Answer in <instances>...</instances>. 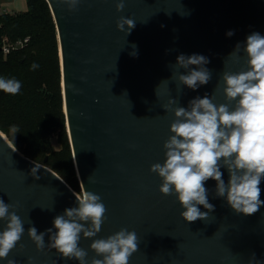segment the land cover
<instances>
[{"label": "water", "instance_id": "water-1", "mask_svg": "<svg viewBox=\"0 0 264 264\" xmlns=\"http://www.w3.org/2000/svg\"><path fill=\"white\" fill-rule=\"evenodd\" d=\"M46 1L57 31L63 111L75 170L81 187L100 195L107 209L101 231L92 239L121 228L135 231L138 250L128 264H249L252 253L264 264V205L253 215L237 214L225 198L215 196L216 181L209 179L205 187L215 211L206 221L188 223L177 197L162 195L161 178L149 171L165 159L163 143L171 135L174 116L163 106L170 97L187 107L197 96L213 95L219 83L214 102H226L221 73L246 67V55L241 51L238 65L229 62L226 68L224 62L248 35H264V0H126L122 12L116 11V0H82L76 11H69L63 0ZM121 16L137 24L127 37L116 28ZM230 30L234 35L228 37ZM133 44L136 57L130 55ZM181 53L206 56L212 79L195 91L170 80L156 96L160 82L172 75L169 65ZM36 165L39 180L30 174ZM221 171L227 183V169ZM260 188L264 200V179ZM74 192L0 131V199L18 204L17 214L25 222L8 259L16 264H79L49 249L48 235L40 251L27 234L30 226L55 231L54 218L78 206ZM5 223L0 221V230ZM92 239L81 234L79 242L89 264L96 255L90 249Z\"/></svg>", "mask_w": 264, "mask_h": 264}, {"label": "clouds", "instance_id": "clouds-1", "mask_svg": "<svg viewBox=\"0 0 264 264\" xmlns=\"http://www.w3.org/2000/svg\"><path fill=\"white\" fill-rule=\"evenodd\" d=\"M81 2L63 0L69 11H76ZM125 3L126 0H116V11L122 12ZM136 25L134 19L125 16L116 21L117 30L126 37ZM226 35L231 37L234 32L230 30ZM131 47L130 55L136 57L137 46ZM241 51L246 55V67L221 73L226 102H214V93L220 87L218 83L213 95L197 96L187 107L180 106L179 100L172 97L163 106L165 112H172L174 116L169 129L171 135L163 143V163L152 164L149 171L161 178L159 191L162 195L177 197L184 209L180 215L188 223L206 221L215 211L205 187L209 179L216 181L215 196L225 198L237 214L250 216L264 205L260 198V184L264 179V35L253 32L243 46L237 43L228 61L224 62L226 68L229 62L240 63ZM209 62L204 55L179 54L175 64L169 65L170 79L160 82L156 96L161 85L170 80L194 91L208 84L212 79V73L206 67ZM36 67L38 65H32L33 69ZM20 88L21 83L15 78H0V91L16 95ZM222 167L229 175L227 183ZM39 168L36 165L30 172L36 180L40 179ZM73 195L78 206L66 208L63 214L54 218L55 231L48 228L38 232L36 227L30 226L27 234L37 250L45 249V236L48 235L49 249H55L63 258L75 259L79 264H89L88 252L79 246L81 234L85 239L97 237L107 209L100 195L85 188ZM199 206L207 211H201ZM18 207V204H6L0 199V221L6 222L0 230V260H7V264H16L8 256L25 232V222L17 214ZM90 249L96 254L90 264H128L129 258L138 250V237L135 231L121 228L106 238L92 239ZM249 264H259L255 253Z\"/></svg>", "mask_w": 264, "mask_h": 264}, {"label": "rangeland", "instance_id": "rangeland-1", "mask_svg": "<svg viewBox=\"0 0 264 264\" xmlns=\"http://www.w3.org/2000/svg\"><path fill=\"white\" fill-rule=\"evenodd\" d=\"M27 7L26 0H0V12H21L25 11ZM54 28V35L48 24L44 29V36L41 38L42 50L37 59L38 67L21 77L18 73L19 67H13L16 73L11 77L0 74V77L15 78L21 83V88L16 95L0 91V123L5 128V131L1 129L0 131L13 146L14 141L18 142L36 154L39 163L45 164L44 158L47 159L51 156L53 161L64 168V172L76 183L77 187L72 189L79 193L82 187L75 170L67 136L63 111L59 46L56 27ZM10 41L14 40L10 39ZM2 56L3 59L7 57L3 53ZM10 56L16 59L20 56V51L8 57L10 58ZM56 135L67 140L68 149L56 141ZM47 140H51L50 144Z\"/></svg>", "mask_w": 264, "mask_h": 264}, {"label": "trees", "instance_id": "trees-1", "mask_svg": "<svg viewBox=\"0 0 264 264\" xmlns=\"http://www.w3.org/2000/svg\"><path fill=\"white\" fill-rule=\"evenodd\" d=\"M27 8L21 12H1L0 13V45L3 36L8 39H23L28 36L27 42L18 49L12 50L8 53L5 59H3L2 52L0 50V74L5 77L15 75L13 67H19L20 77L33 71V64L37 65L38 56L41 54L42 41L44 36V29L46 25L52 29L53 35L55 34V22L50 13V9L46 0H26ZM47 22V24H46ZM20 51V56L15 58L8 57L9 55H15ZM58 74L60 72L58 71ZM0 78H3L1 76ZM65 116V115H64ZM0 129L5 131V128L0 123ZM56 141L59 142L65 149H68L67 140H63L60 136L56 135ZM50 144L51 140H47ZM14 146L23 154L35 161L39 158L36 154L32 153L27 148L23 147L20 143L14 141ZM64 149V150H65ZM70 154V151H69ZM68 154V155H69ZM46 166L55 171L71 188L75 189L76 183L64 172V168L56 164L53 158L49 156L44 158ZM39 162V161H37ZM74 173V172H73Z\"/></svg>", "mask_w": 264, "mask_h": 264}, {"label": "built area", "instance_id": "built-area-1", "mask_svg": "<svg viewBox=\"0 0 264 264\" xmlns=\"http://www.w3.org/2000/svg\"><path fill=\"white\" fill-rule=\"evenodd\" d=\"M1 12H5V11H1ZM28 39L29 38L27 36L23 39L18 38L14 41H10V39H8L7 37H3L1 40L0 50L4 55H7L12 50L21 48L27 42Z\"/></svg>", "mask_w": 264, "mask_h": 264}, {"label": "bare ground", "instance_id": "bare-ground-1", "mask_svg": "<svg viewBox=\"0 0 264 264\" xmlns=\"http://www.w3.org/2000/svg\"><path fill=\"white\" fill-rule=\"evenodd\" d=\"M59 48V47H58ZM59 57H60V51H59Z\"/></svg>", "mask_w": 264, "mask_h": 264}]
</instances>
